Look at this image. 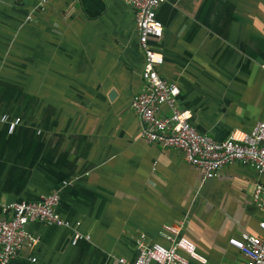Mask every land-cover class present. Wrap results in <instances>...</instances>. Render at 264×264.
I'll return each instance as SVG.
<instances>
[{
  "label": "crops",
  "instance_id": "0c3cea01",
  "mask_svg": "<svg viewBox=\"0 0 264 264\" xmlns=\"http://www.w3.org/2000/svg\"><path fill=\"white\" fill-rule=\"evenodd\" d=\"M155 16L157 72L198 132L221 141L264 121V0H166ZM141 65L125 0H0V114L23 122L0 125V203L57 191L58 213L89 234L71 246L68 229L29 224L39 242L9 264L129 263L136 235L163 242V225L202 264L242 259L228 239L258 233L250 193L264 176L233 162L201 180L179 151L141 139L129 107Z\"/></svg>",
  "mask_w": 264,
  "mask_h": 264
},
{
  "label": "built area",
  "instance_id": "2783aa9c",
  "mask_svg": "<svg viewBox=\"0 0 264 264\" xmlns=\"http://www.w3.org/2000/svg\"><path fill=\"white\" fill-rule=\"evenodd\" d=\"M74 2L76 0H70ZM166 0H125L133 13L137 45L142 54L139 72L141 86L131 97L129 107L139 122V136L146 143L162 149H175L182 159L201 171V180L214 177L218 170L233 162L246 165L264 176V121H256L247 131L233 130L221 141L198 132L190 124V113L177 107L179 88L161 77V53L154 44L162 35V26L155 16L156 7ZM167 114L161 113V107ZM19 116L0 114V125L6 134L22 125ZM253 205L260 211L257 234L241 232L228 243L242 256L235 264H264V182H255L250 193ZM57 191L41 194L35 200L18 199L0 203V264H9L21 249H32L38 235L28 230L29 224L62 227L69 230L68 244L89 240L79 222L70 223L57 211ZM163 242L147 241L143 234L133 240L134 256L120 264H188V260L204 263L193 244L180 234V227L163 225ZM34 261V258H30Z\"/></svg>",
  "mask_w": 264,
  "mask_h": 264
},
{
  "label": "water",
  "instance_id": "95a60500",
  "mask_svg": "<svg viewBox=\"0 0 264 264\" xmlns=\"http://www.w3.org/2000/svg\"><path fill=\"white\" fill-rule=\"evenodd\" d=\"M66 242H67V239L64 240V242H63V246L66 244Z\"/></svg>",
  "mask_w": 264,
  "mask_h": 264
}]
</instances>
